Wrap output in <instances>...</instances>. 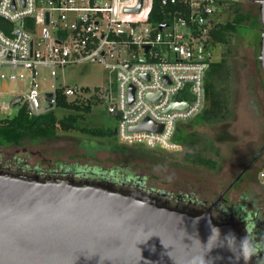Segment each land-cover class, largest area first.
Here are the masks:
<instances>
[{
	"label": "built area",
	"instance_id": "1",
	"mask_svg": "<svg viewBox=\"0 0 264 264\" xmlns=\"http://www.w3.org/2000/svg\"><path fill=\"white\" fill-rule=\"evenodd\" d=\"M220 1L161 0L173 9L166 22L151 26L152 0H141L137 12L130 10L139 0H0V18L12 25L8 33L0 30V67L30 74L47 68L55 79L67 66L97 62L114 75L113 91L104 92L103 99L116 120V140L180 153L177 126L205 104L203 83L211 60L206 40L220 23L215 20L225 4ZM63 88L68 98L83 95L80 88ZM51 94L42 107L36 90H29L22 97L28 115L44 114L48 103L54 109L55 89ZM172 101L187 105L168 111ZM146 119L160 130H132ZM258 179L264 185V165Z\"/></svg>",
	"mask_w": 264,
	"mask_h": 264
},
{
	"label": "water",
	"instance_id": "2",
	"mask_svg": "<svg viewBox=\"0 0 264 264\" xmlns=\"http://www.w3.org/2000/svg\"><path fill=\"white\" fill-rule=\"evenodd\" d=\"M258 22L264 78V0H258ZM186 105L172 101L168 111ZM132 130L160 127L146 119ZM263 152L264 144L214 201L198 204L67 173L0 169V264H258L251 237L235 216L221 219L214 212Z\"/></svg>",
	"mask_w": 264,
	"mask_h": 264
},
{
	"label": "rangeland",
	"instance_id": "3",
	"mask_svg": "<svg viewBox=\"0 0 264 264\" xmlns=\"http://www.w3.org/2000/svg\"><path fill=\"white\" fill-rule=\"evenodd\" d=\"M237 13L249 18L236 28L230 43L208 47L211 61H225L214 83L218 92L227 95V121L187 128L193 134L190 140L194 141V147L203 150V157L214 161V168L184 160L185 147L176 154L127 145L120 151L108 146L104 139L76 132H58L54 139L0 147V166L9 170L22 166L25 168L21 171L25 173L39 168L42 172L38 174L47 175L53 170L58 172L61 164H77L80 168L97 166L103 170L121 165L142 179L144 188L149 190L145 192L165 194L171 203H184L187 198L197 204L214 201L264 144V78L257 61L260 26L254 20L258 16L256 1L228 0L215 20L224 23ZM57 73L53 79L47 68H38L30 74L23 69L0 67V118L15 115L23 104L22 97L31 89L36 90L37 100L43 107L45 95L56 87L88 88L97 89L103 100L92 107L88 124L114 130L116 120L107 113L103 99L104 92L113 91L114 75L94 61L70 65ZM10 75L15 79H9ZM16 99H20V104L12 106L11 102ZM55 112L58 117L64 113L59 109ZM189 122L194 120L182 124ZM190 150L195 152L194 148ZM263 165L264 152L228 190L225 198L229 204L240 206L249 218H254L251 232L258 230L257 241L264 245V185L258 179ZM254 254L257 258V252ZM259 254H264V246Z\"/></svg>",
	"mask_w": 264,
	"mask_h": 264
},
{
	"label": "trees",
	"instance_id": "4",
	"mask_svg": "<svg viewBox=\"0 0 264 264\" xmlns=\"http://www.w3.org/2000/svg\"><path fill=\"white\" fill-rule=\"evenodd\" d=\"M225 2H228V0L220 1V3ZM172 9L173 7L163 6L161 0H152L148 23L151 26L162 25V23L167 21V12L172 11ZM248 18L249 17L246 14L243 15L237 13L232 20L224 23H217L209 31L206 40L208 47L214 48L216 45L229 44L231 37L236 32V28L245 23V21L247 22ZM254 20L256 21V26H260L258 24V16L254 17ZM11 27L12 25L9 22L0 18V30L8 33ZM224 65L225 61L223 59L216 62L210 60L209 68L205 74L203 83L204 107L195 117L192 118L194 122L179 124L174 135V140L181 144L183 148L185 147L187 149L183 155L184 160L210 168H214V161L203 157L201 155L203 150L199 151L194 147V141L190 140V137L193 134L188 132L187 128L194 124L211 126L227 121V95L225 92H218L214 83L215 78L220 75ZM80 90L83 95L68 98L63 93V87H56L54 109L38 116H30L28 115L25 106L21 105L16 114L12 117L0 118V147L19 145L23 142L36 143L43 140L54 139L57 137L58 132H76L90 138L104 139L105 143H108V146L117 150L121 151L122 149H125L124 146L114 137V130L88 124V117L91 114L92 107L103 101L98 95V90L95 89L92 91L88 88H81ZM57 109L64 112L60 117L56 115L55 110ZM137 148L143 149L141 146H137ZM193 148L195 149V152L190 150ZM58 167V172L59 174L61 173V175L67 173L80 179L109 181L115 184L139 186L143 191H149L144 188L142 179L137 178L127 167L121 165L112 166L107 170H103L97 166L80 168L77 164H61ZM35 171L38 173L42 172L39 168ZM53 171H50V173ZM185 200L193 201L188 198ZM239 209L240 206H235L233 210L235 213L240 214L241 212ZM244 213L245 215L242 213L240 214L241 217L247 220L249 227H252V224L255 223L254 218H249L247 213ZM257 231H255V235L253 236L258 238V234H256ZM261 245L259 251L262 253L264 245ZM262 261H264V257L258 261L260 262L258 264H263Z\"/></svg>",
	"mask_w": 264,
	"mask_h": 264
},
{
	"label": "flooded vegetation",
	"instance_id": "5",
	"mask_svg": "<svg viewBox=\"0 0 264 264\" xmlns=\"http://www.w3.org/2000/svg\"><path fill=\"white\" fill-rule=\"evenodd\" d=\"M256 1V6H257V10H258V0H255ZM25 168V167H24ZM24 168H22V166L21 167H19V168H12V170H19V171H21V170H23ZM0 169H7L8 170V168H6V167H1L0 166ZM11 170V169H10ZM33 172H37V171H33ZM38 173V172H37ZM52 174H57V175H61V173L59 174V172H56V171H53L52 172ZM233 180V179H232ZM231 180V181H232ZM230 181V182H231ZM229 182V183H230ZM228 183V184H229ZM227 184V185H228ZM236 184V183H235ZM234 184V185H235ZM233 185V186H234ZM232 186V187H233ZM231 187V188H232ZM228 192V191H227ZM226 192V193H227ZM226 196L224 195L223 196V198L217 203V206H216V211L214 212V215H216L218 218H221V219H225V218H227L229 215H233V216H235V218L239 221V223L241 224V226L243 227V230L251 237V240H252V243H253V247L251 248V250H252V252H253V254L255 253V252H257V254H258V256H257V258H256V260H257V262L262 258V257H264V254L263 255H261V254H259V249L261 248V243H260V241L258 242L257 241V237H254L253 235H255V233H253V232H251L252 230H253V228L252 227H249V225H248V223H247V220L246 219H243L242 217H241V213L242 214H244V212H241V210H240V214L239 213H235L234 212V208H235V206L234 205H232V204H229L228 203V201L226 200V198H225ZM175 200L177 201L178 200V197H176L175 198ZM188 200H184V202H187ZM192 202H194V201H192ZM203 202H207V201H203ZM212 202V201H211ZM202 203V202H201ZM207 203H210V202H207ZM261 253V252H260ZM255 255V254H254ZM256 257V256H255ZM263 262V264H264V261H262ZM258 263H260V262H258Z\"/></svg>",
	"mask_w": 264,
	"mask_h": 264
},
{
	"label": "clouds",
	"instance_id": "6",
	"mask_svg": "<svg viewBox=\"0 0 264 264\" xmlns=\"http://www.w3.org/2000/svg\"><path fill=\"white\" fill-rule=\"evenodd\" d=\"M245 257H247V243L245 242Z\"/></svg>",
	"mask_w": 264,
	"mask_h": 264
}]
</instances>
